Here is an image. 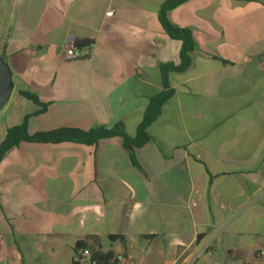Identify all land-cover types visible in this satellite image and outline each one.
I'll list each match as a JSON object with an SVG mask.
<instances>
[{"label":"crops","instance_id":"0c3cea01","mask_svg":"<svg viewBox=\"0 0 264 264\" xmlns=\"http://www.w3.org/2000/svg\"><path fill=\"white\" fill-rule=\"evenodd\" d=\"M166 1L0 0V57L14 80L0 146L26 117L30 134L122 124L135 136L164 89L161 66L181 62L183 42L160 19ZM168 18L194 50L169 72L173 94L146 144L7 151L0 264H74L81 241L108 264H264V0H187ZM68 35L86 56L65 59Z\"/></svg>","mask_w":264,"mask_h":264},{"label":"trees","instance_id":"16d2710c","mask_svg":"<svg viewBox=\"0 0 264 264\" xmlns=\"http://www.w3.org/2000/svg\"><path fill=\"white\" fill-rule=\"evenodd\" d=\"M187 0H168L166 1L160 11V19L168 34L173 37L182 40V50H181V62L179 64H164L161 66V71L163 73V84L164 89L162 92L152 97L149 105L147 106L143 122L139 125L137 133L135 136H130L122 124L115 125L113 127H105L98 125L90 130H83L76 127H60L50 131L38 132L35 134H30L28 132V117H26L20 125L13 126L8 129L6 137L0 146V162L7 153L8 150L14 146L19 145L22 142L29 143H62V142H74L84 145H96L102 138H108L113 136H121L126 144L132 146H141L149 141L148 128L151 123L159 116L161 113L162 106L173 94L170 89L169 84V72L171 71H184L191 63V54L194 50V37L193 34L188 29H182L178 26L172 24L168 18V13L170 10L186 2ZM88 45V44H86ZM81 48L84 44L79 42ZM21 94L38 103L42 104L46 108V104L42 103L36 93L23 90ZM111 239H123L122 235H111ZM86 246L85 242H78L77 248ZM94 257L97 259L98 264H108L107 257L104 255V261L98 254ZM247 264H253V261H249Z\"/></svg>","mask_w":264,"mask_h":264},{"label":"built area","instance_id":"2783aa9c","mask_svg":"<svg viewBox=\"0 0 264 264\" xmlns=\"http://www.w3.org/2000/svg\"><path fill=\"white\" fill-rule=\"evenodd\" d=\"M112 11L108 14L112 15ZM63 55L67 60H77L87 55L83 48L79 46V40L75 35H68L63 45ZM258 257L264 258V249L259 251ZM74 264H98L97 259L94 257L93 251L87 246L77 248ZM118 264H135L131 257L120 255L118 257ZM259 264H263L260 262Z\"/></svg>","mask_w":264,"mask_h":264},{"label":"water","instance_id":"95a60500","mask_svg":"<svg viewBox=\"0 0 264 264\" xmlns=\"http://www.w3.org/2000/svg\"><path fill=\"white\" fill-rule=\"evenodd\" d=\"M14 90L13 72L9 63L0 57V110L9 101Z\"/></svg>","mask_w":264,"mask_h":264}]
</instances>
